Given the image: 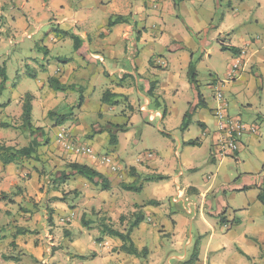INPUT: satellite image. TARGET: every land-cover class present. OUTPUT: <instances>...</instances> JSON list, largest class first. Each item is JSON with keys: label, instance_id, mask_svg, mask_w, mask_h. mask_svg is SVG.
<instances>
[{"label": "crops", "instance_id": "0c3cea01", "mask_svg": "<svg viewBox=\"0 0 264 264\" xmlns=\"http://www.w3.org/2000/svg\"><path fill=\"white\" fill-rule=\"evenodd\" d=\"M71 1L21 0V5L28 6L31 18L58 24L71 20L75 25L83 26L92 17L99 16L102 10L105 17L101 16V25L105 29L99 27L97 37L99 35L102 43L95 50L78 42L74 59L77 61L78 58L81 65L65 62L47 75L45 82L37 81L39 89L34 93L31 89L22 95L13 92L7 101L0 102L1 143L15 147H18L16 144L20 147L27 145L22 140L23 134L28 132L22 126L21 118L26 94L32 96L31 124L40 128L33 137L40 135L43 139L44 132H51V139L43 146V151L48 149L43 158L23 159L6 165L0 162V264H164L163 253L167 245L170 246L167 258L177 260L173 264H264V227L256 226V229L262 228L255 230L259 234H251L249 230L254 227L240 220L236 222L233 214L226 215L229 209L235 208L216 197L221 189L217 186L220 168L227 161H238L240 153L250 144L260 142L259 125L255 123L257 118L264 119V0H228V11L210 31L218 45L233 47L238 53L230 52L224 71L218 76L211 61L215 48L211 44L204 49V55L195 64V71L198 72L204 63L216 77L206 81L205 92L199 91V100V92L195 93V87L187 76L191 55L182 50L180 44L185 43L192 50L198 46L187 37L181 23L172 18L173 0H79L75 8ZM183 1H180L179 9L187 25L193 30H201L208 22L199 18L195 9L189 15L192 10L188 12L189 7ZM5 8V4L0 3V16L5 15ZM115 16H123L126 21L108 27V20ZM19 20L23 22V17ZM79 34L89 46L98 40L96 37L90 39L85 31H79ZM96 59H102V62ZM121 60L128 61V64L124 65ZM84 61L103 64L99 71L103 74L96 73L91 82L102 92L108 90L123 97L130 112L127 114L130 124L139 122L138 114L147 124L161 119L159 122L164 126L162 129L157 127L158 130L173 136L171 140L181 148L175 163L167 157L172 151L171 143L162 154L154 155L151 149L137 151L129 157L133 164L125 163L120 156L121 144L115 133L119 128L111 124L100 125L103 120L101 112L97 115L99 122L82 116L84 113L80 111L79 116H69L63 123L55 124L56 116L49 117L48 112L70 104L72 94L68 89H52L48 81L52 78L65 86L78 81L84 76L80 69ZM7 62V58L0 61V69L6 77L5 89L8 85H16L7 75ZM106 63L111 67L104 65ZM115 75L116 79H112ZM1 82L2 75L0 87ZM196 82L198 89L197 77ZM151 87L152 95H149ZM217 92L221 93L220 100L216 97ZM161 103L166 104L164 111ZM199 103L204 108L210 104L212 116H203L202 110L196 106ZM219 106H224L234 120L255 128L244 132L232 157L218 158L212 152L213 140L217 137L214 110ZM114 107L109 106L111 110ZM147 110L157 114L156 117L150 119ZM185 114L193 117V123L199 128L198 136L189 134L191 120L186 129L177 131ZM120 133L126 136L121 138V143L128 144L131 136L128 124ZM246 136L247 140L244 139ZM37 140L41 142L38 137ZM189 141H195V144H188ZM69 142L85 147L88 152L85 155L71 153L66 148ZM105 144L109 151L100 152L99 148H104ZM70 161L100 172L108 180V189L101 190L100 186L81 176H70L60 185L55 184L63 168L54 167ZM48 165L51 167L46 175L41 174L42 166ZM203 165L209 168L206 173L202 172L200 181L194 175ZM145 174L165 177L152 186V192L158 196L173 195L177 187L188 192L192 202L188 209L192 220L171 211L170 207H162L157 199L138 202L126 194L128 202H119L114 187L131 185L135 177ZM177 177H180V184ZM225 179L230 180L228 177ZM43 182L46 185L44 189L41 188ZM240 182L242 184H238ZM254 184L255 188H264L261 180ZM252 185L248 177L241 176L236 189H252ZM1 194L7 196L3 198ZM68 199H71V204ZM212 203H215V210L210 207ZM240 209L247 210L245 207ZM98 211L107 215L110 222L116 220L119 213L140 211L143 214V221L130 233L133 245L141 251L138 256L121 251L119 239L102 235L96 229L95 217L89 214ZM83 216L87 227L83 225ZM125 226L126 222L123 228Z\"/></svg>", "mask_w": 264, "mask_h": 264}, {"label": "rangeland", "instance_id": "374dc122", "mask_svg": "<svg viewBox=\"0 0 264 264\" xmlns=\"http://www.w3.org/2000/svg\"><path fill=\"white\" fill-rule=\"evenodd\" d=\"M180 1L181 0L176 1L177 7H174V2H173L172 10L174 12V16H172V18H175L181 23V28L184 30L185 34L188 35L187 37L188 38L190 37L192 41H194L198 46L195 50H192V48L189 47L187 44L181 43L180 44L181 49L184 51H188L189 54L191 55L192 62L194 64H197L200 58L204 55V49L212 44L213 48H215V54L212 56L211 61L213 63V66L216 67L219 76L220 73H223L224 71V67L226 66L227 60H229L230 58L231 51L222 50L221 46L218 45V43L215 41V38L211 33L210 29L212 28V26L217 25L221 20L223 14L228 11L229 8L228 0H184L183 1V3L189 7L188 12L192 10V12H190L189 15H192L194 13L193 10L195 9V13L199 15V18H202L203 20L208 22L207 25H204L199 31H196L195 29L193 30L192 29L193 27L190 28L187 25L184 16L181 15L180 13V9H179V4L181 5ZM78 2L79 0H72L71 1L72 7L73 8L77 7ZM0 3L5 4L6 7L5 15L0 16V28H1L0 29L1 31L0 61L3 60L4 58L9 59V62H7V75L10 78H12V80L9 79L10 81H14L16 83V85H13L15 86L14 88H12L13 86L11 87L10 85H8L7 89H5V84H3V89H2L3 91H2V95L0 96V102L7 101L8 98L12 97L11 93L13 92H17L22 95L28 89H31V92L34 93L35 89L37 90L39 89L38 88L39 83L37 81L45 82L46 76L52 74L57 67L64 65L65 62L68 63L72 61V63L76 66L81 65L77 62L79 61L78 58H76L77 61L74 59L75 56L74 52L78 48V47L77 48L74 47V39H77L78 42L80 41L81 43H85L86 48L87 49L90 48L91 50H95L98 44L102 43L99 35L97 37L98 32H100L99 27L101 26V29L103 30L105 29V26L101 25V16L103 15V17H105V13L102 10L99 11L100 17L99 16H96L94 18L92 17L89 21L85 22L83 26H81L80 24L75 25V23H72L71 20H68L66 22H61L60 24L46 21V19L42 21H37L30 17V13L27 12L28 6L21 5L22 4L21 0H0ZM17 17L18 19L16 21ZM19 17H23V22L19 20ZM79 31H85L87 33V36L92 40L94 37H96L98 39L97 42L94 44H90L89 46L87 40L80 36ZM205 31H208V33L206 34ZM61 37H65V38H61ZM219 52H221V55H219ZM89 56L90 58L93 57L91 53L89 54ZM100 57L103 59L102 55H100ZM123 58L125 57L123 56ZM102 59H96V60L102 62ZM121 61H123L124 65L126 62H127L126 65L128 64V61L126 62L124 60ZM148 61L149 60H147V64ZM100 62L91 63L88 61H84L82 65L83 68H80L82 69L81 73L84 74L83 78L79 79L78 81L72 84L66 85V89L71 91L72 94L70 95L72 96L71 103L62 107L61 106L55 107L50 111L55 110V112L58 113L70 111L71 112L70 116H79L81 112H83L84 114H82V116L83 115L89 116V119L91 120L94 119L98 122L99 120L97 119V115L99 112H101L103 115L102 116L103 120L99 122L100 125L111 124L113 126H116V125L126 124L127 126L128 124V130L131 132L130 139L127 141L128 144H125L124 141L121 143V138L123 137L125 138L126 136L122 135L120 133V130L118 132L115 131L121 144L119 153H121L120 156H122L125 163L133 164L132 160L129 157L130 155L132 156L133 153H136L137 151H146V149H151L152 154L154 155L162 154L164 153V150L168 149L170 143H171L170 146L172 148V151L171 154H168L167 157L171 159L173 163H175L180 156L179 153L181 151L180 150L181 148L177 146L178 144L175 146L176 142L174 143L171 140L173 136L167 135L166 133L163 132V130L161 131L158 130V128L162 129L164 126L162 123L159 122L161 121V119L160 120L156 119L153 122L149 121L150 124H147L144 121V119L141 118V115L138 114L139 118L137 119L139 120V122H136L135 124L132 125L128 122L129 117L127 114L130 113L129 110L127 109L128 106L121 95L114 93L115 95L113 96L109 95L106 96L105 99H103V94L107 90H104L102 92V90L99 89V86H96V88H94L91 82L93 76L96 73H98L97 75L103 74V73H99V71L103 67V64H101ZM104 65L111 67V65L107 63ZM200 66H202V68H199L198 72L196 71L197 72L196 77L199 83L198 84L199 90L198 89L196 90V88L194 89L192 87L195 93L199 92L200 90L205 92L203 87L206 81L216 77L215 74H213L205 66L204 63H202ZM111 78L116 79V75ZM35 86L37 88H34ZM71 88H74V90H71ZM191 91L192 89L190 88V92ZM210 102L211 100L209 98L208 103ZM201 104L202 103L196 105L197 109L199 108L202 110L201 114L203 116H212L209 111L210 104H207L206 108H204ZM73 105H75V107H73ZM161 105H162V110L164 111L166 109L164 105L166 104L161 103ZM193 105L194 104H191V106ZM109 106H115V107L111 110ZM80 107H82L83 109H81ZM70 108L72 110H69ZM243 118H250V116H243ZM190 120L191 122L189 124ZM181 123L182 124L186 123V125L183 127L180 126V128H178L177 131L183 130L189 124V127L190 126L192 127L189 130V134L191 136L199 135V128L197 127V124L193 123V117L192 118L188 117L187 119L183 118V121ZM255 124L259 125L260 142L256 145L250 144L249 147H247L244 152L240 153V158L238 159V161H234V160L230 162L227 161L228 163L224 164L223 168L222 167L220 168L217 186L218 188L221 189L216 194L218 200L220 201L222 200L229 207L235 208V209H229V212L226 215L230 216V214L231 215L233 214L236 218V222L240 220L243 223H247L249 227H254V229L249 230V232L253 235L259 234L258 232H255V230L260 231L262 229V228L256 229V226L264 227V201L260 200L256 196V194H258L259 192L260 193L262 192L264 196V188L262 189L255 188L257 186H255L254 184L256 181L258 183L261 180L263 181L262 185L264 187V119L257 118ZM23 135L24 136L22 140L24 142H27L28 144L29 142L28 139L30 138V135H28V133H25ZM37 137L40 139L41 142L44 139H46V141L42 143L40 142L42 145L38 148V158L41 159L47 155L46 150L48 149L43 151L44 148L43 146L47 145L49 139H51V132L49 134L47 132H44L43 139H41L40 135L35 136V138ZM86 139L88 138L86 137ZM244 139L247 140V136L244 137ZM91 142L93 143V141ZM19 145L20 144H16V146L20 147ZM108 149L109 148L107 147V144H105V147L104 148L100 147L99 151L105 152V151H109ZM126 156H128L127 159L129 158L128 159L129 162H127ZM50 167L51 165H48V167H45L46 168L45 169L42 166L41 174L46 175L47 170ZM54 168L64 169V165L55 166ZM208 168L209 166L203 165L200 168V171H198V173L196 172V175H194L195 179L197 178L201 181L202 172L206 173ZM258 169L260 170L259 172ZM178 172H180V170ZM147 176H151V175L145 174V175L137 176L131 182L132 187H138L141 185V188L139 190H125L122 184L116 185L114 187V190L116 193V197L119 199V202H123V204L128 202L129 200L128 197L124 196L126 194H128V196L131 199H134L135 201L138 202H144L149 199H157L159 203L163 204L162 207H170L171 211L181 213L190 220H192L191 214L187 213L186 211L187 205L183 204L182 202L183 200L182 201L178 200L181 199L180 196L182 194L186 193L185 190L180 189L178 191L176 188L175 193L173 195L158 196L152 192L153 190L152 186L154 184L159 183L158 181L160 179L146 181L145 179L147 178ZM241 176L242 177L246 176L253 182V185L251 186L252 189L249 188H246L245 190L236 189L237 181ZM225 177L230 178V180L227 181ZM66 179L64 180L58 179L57 181H55V184L60 185L61 181H65ZM48 180L50 182L52 181V179L50 178H48ZM177 180L179 181L177 183L180 184L181 183L180 177H177ZM238 184H242V183L240 182ZM45 187H46L45 182H43L41 188L44 189ZM100 189L107 190V189H102V187H100ZM126 191H128V193ZM187 193L184 195L185 197L186 196L188 197ZM173 196L174 197L176 196L175 198L178 200L177 202L173 200ZM184 196L182 195V199L184 198ZM189 197L195 200V198L192 197L191 195H189ZM68 202L71 204L72 203L71 199H68ZM27 206H31V205L27 204ZM210 207L213 210H215L216 208L215 203H212V206ZM240 207H245L247 210L240 209ZM136 212L138 211L132 213L128 211L127 214L119 213L120 215L117 217V219L113 220L112 222H110L111 221L110 218H107V215L103 214V212L101 211L93 212L89 214V216L90 215L94 216L97 224L99 222V219L104 218L105 222L110 224L113 228L125 232L129 226V223L132 222V220L134 219L133 214ZM83 218L86 219L84 216ZM125 222L127 226L123 228ZM97 224H96V229L99 231V229L97 228ZM233 229H235V227ZM191 231L194 232V228H192ZM165 248L166 249L164 250L163 253L164 255L163 259H165L164 264L165 263L173 264L174 262H177L175 258L173 259L169 257L167 258V255L170 253L169 252L170 246L167 245ZM83 260H88V259L83 258ZM181 264H185V263L183 262Z\"/></svg>", "mask_w": 264, "mask_h": 264}, {"label": "trees", "instance_id": "16d2710c", "mask_svg": "<svg viewBox=\"0 0 264 264\" xmlns=\"http://www.w3.org/2000/svg\"><path fill=\"white\" fill-rule=\"evenodd\" d=\"M176 1L177 0H173L174 7H177ZM124 21H126L125 17L115 16V17L110 18L108 20V27H112L116 23L124 22ZM78 46H79L78 40L74 39V47L77 48ZM221 48H222V50H229L234 54L238 53V50H236L233 47L221 46ZM0 75H2V82H1V87H0V92H1V90L3 88L2 84H4V82L6 80V77L2 73L1 69H0ZM187 76H188V80H189L190 84L193 85L197 90L195 64L192 62V60L188 66ZM48 84L54 90L61 91V90L66 89L65 85L60 84L57 80L52 79V78L49 79ZM151 92H152V87L150 88V90L148 92L149 95H152ZM109 95L113 96L115 94H113L107 90L103 94V99H105L106 96H109ZM198 97L200 98L199 93H198ZM31 99H32V96L30 94L25 95L24 104H23V112H22V117H21L22 118V126L26 128L28 135H30L31 138H30L28 144L26 146H22V147L8 146V145L0 142V162L2 165L17 162V161H20L23 159H33V160L39 159L38 158V148L42 144L37 140V138H35L33 136L35 133H37L39 131L40 128H34L31 124V104H30ZM73 107H75V105H73ZM69 110H72V109L70 108ZM70 114H71L70 111L58 113V112H55V110L49 111V113H48V115H50L49 117L56 116L55 117L56 118V121H55L56 125L63 123L70 116ZM188 117H189L188 114H185L184 119H187ZM185 125H186V123H183L182 127ZM116 127H118L120 131L126 130V124L116 125ZM188 144H195V141H189ZM130 171H133L132 168ZM60 173L61 174L58 178L60 180H64L66 178H69L70 176H81V177L85 178L86 180H88L89 182H91L92 184L102 187V189H108V187H109L108 180L106 179V177L104 175H102L100 172L96 171L92 167H89V166L84 165V164H80V163L75 162V161H70V162L65 163L64 169L61 170ZM164 178L165 177L161 176V175H151V176H147V178L145 180L146 181H151L154 179H156V180L160 179L161 180ZM122 186L125 190H139L141 188V185L138 187H132L131 185L123 184ZM6 196L7 195H5V194H1V197H3V198ZM258 198L260 200L264 201V196H263L262 192L258 195ZM150 203L152 204L154 202L151 201ZM133 216H134V219L132 220V222L129 223V226L125 232H122V231H119V230L113 228L110 224L105 222L104 218L99 219V222L97 224V228L99 229V232L103 235L118 238L121 241V245L119 248L121 251H124L128 254H133V255L138 256L141 253V251H138L137 248L133 245V243L130 239V233L135 227H137L143 221V214L140 211H138V212L134 213ZM82 221H83V225L85 227H87L88 224L84 221V218H82Z\"/></svg>", "mask_w": 264, "mask_h": 264}, {"label": "built area", "instance_id": "2783aa9c", "mask_svg": "<svg viewBox=\"0 0 264 264\" xmlns=\"http://www.w3.org/2000/svg\"><path fill=\"white\" fill-rule=\"evenodd\" d=\"M234 67H237L235 64ZM234 71V70H233ZM216 97L218 100L221 99V93L217 92ZM148 116L150 119H153L156 117L157 114H155L152 111H148ZM214 116L217 120V128H216V134L217 137L213 140L212 144V152L215 157L223 158V157H232L234 156L235 151L237 150V147L239 145V141L244 134L245 131H254L255 128L252 126L246 127L244 124L240 123L237 120H234L230 115L226 112L224 106H219L214 110ZM161 117V116H160ZM66 148L71 151V153L75 155H85V153L88 152V150L85 147L81 146H75L72 142H69L66 144ZM106 160V159H105ZM181 188L177 187V190L179 191ZM183 196L185 194H182ZM182 195L180 196L183 200V204L187 205V212H189V206H191L192 202L191 200L186 196L182 199ZM176 197V196H175ZM173 196V200L177 202L178 200Z\"/></svg>", "mask_w": 264, "mask_h": 264}]
</instances>
